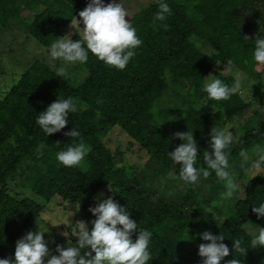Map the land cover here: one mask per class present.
Instances as JSON below:
<instances>
[{
  "label": "trees",
  "instance_id": "trees-1",
  "mask_svg": "<svg viewBox=\"0 0 264 264\" xmlns=\"http://www.w3.org/2000/svg\"><path fill=\"white\" fill-rule=\"evenodd\" d=\"M89 2L21 0L15 6L14 0H0V25L11 19L39 46L47 48ZM160 2L154 0L129 18L142 44L134 49L135 55L124 70L109 67L89 53L87 62L80 63L86 77L73 87L47 65L34 60L0 99V259L13 258L15 242L42 210L27 197L7 193V179L19 170L35 196L45 201L55 197L59 203L73 205L80 202L75 217L86 222L89 229L95 219L89 211L96 206L94 195L106 187L115 191H109L107 198L111 196L128 209L138 231L152 233V259L148 264H202L198 246L208 241L198 234L205 231L225 238L222 242L230 255L221 264L233 258L242 264H264V247L254 249L252 237L246 232V227H264V217L257 218L252 212L254 206L264 203V179L256 176L248 180L242 198L224 204L228 210L220 222L194 195L200 193L203 205L214 209L210 203L213 198L222 199L224 182L213 172L207 179L201 177L198 184L188 185L179 179V165H174L168 154L183 143L174 133L193 132L198 146L196 167H207L203 157L205 151H212L211 129L216 127L209 110L220 109L225 122L244 113L247 104L239 93L228 100H209L203 91L204 80L217 63H229L248 78L259 77L253 52L256 38H264L257 32L264 28V0H162L171 14L156 21ZM24 10L32 12L31 21L19 19ZM71 39L81 38L74 35ZM204 47L210 53H204ZM213 79L228 86L234 82L232 76L219 71L213 73ZM164 90L180 100L182 109L175 110L178 117L159 126L152 107ZM70 97L87 104V110L70 113L68 125L47 136L36 123L39 114L56 100ZM259 105L264 110V99ZM244 126L247 128L242 138L228 149L229 171L237 177L248 167L237 165L241 151L251 152L264 129V124L253 118ZM73 127L81 133L76 139L64 135ZM113 127L144 151L147 159L140 170L118 166L104 145L103 138ZM81 139L91 149L84 161L77 167L61 165L57 153ZM167 174L183 184L186 192L158 191L155 182ZM137 234H133V240ZM236 239L248 248L244 257L234 250L231 254ZM64 242V238L55 237L50 253L55 255L56 246Z\"/></svg>",
  "mask_w": 264,
  "mask_h": 264
},
{
  "label": "clouds",
  "instance_id": "clouds-1",
  "mask_svg": "<svg viewBox=\"0 0 264 264\" xmlns=\"http://www.w3.org/2000/svg\"><path fill=\"white\" fill-rule=\"evenodd\" d=\"M170 14L169 5L161 0L154 20L163 21ZM78 15L79 20L75 18V24L78 26L83 24V28H80L82 38L73 40L70 38L71 33L60 37L50 47V58L60 60L64 65H75L86 63L91 53L105 65L124 70L135 55L134 49L138 48L142 41L129 22L128 12L123 4L118 0H111L107 4L103 0H90ZM245 38L249 39L247 36ZM253 59L257 64L264 65V38H256ZM65 75L66 68L61 66L56 76L62 78ZM245 79V75L237 71L234 73V82L231 86L220 79H213L205 83L203 91L207 93L209 100H228L233 94L240 92ZM87 108V104L81 105L71 97L56 100L39 114L36 123L49 136L60 132L68 125L70 113H75L78 109L84 111ZM99 115L100 113L97 112V116ZM64 135L76 139L81 136V133L73 127ZM174 136L183 141L168 153L173 164L179 165V179L188 185H196L201 177L207 179L214 172L215 176L224 182L225 191L221 194V198H232L234 192L241 187L229 171L228 149L234 142L233 133L216 127L211 129L212 151L204 153L203 159L207 167L199 168L196 167L198 146L193 138V132H176ZM90 150V147L86 146L81 139L74 146L59 151L56 158L65 167H77L84 161ZM240 155L247 163L249 160L247 153L241 151ZM256 155L258 158L252 167L259 169L264 164V152L258 150ZM108 190L115 192L109 187ZM100 196H103V193ZM94 199L98 198L94 197ZM74 208L79 212L80 202ZM89 211L95 217L91 221V230L86 222L77 221L75 236L78 239L75 246L71 243L67 247L57 245L55 251L58 255H52L44 239L45 232L29 231L16 241L14 258L0 259V264H148V261L152 259L149 251L152 233L148 230L138 231V224L130 219L126 207L120 206L109 196L95 207H90ZM252 212L257 215V218L264 217V203L258 207L254 206ZM134 233L138 234L133 240ZM198 235L202 240L208 241L198 246V255L202 258V264H221V261L230 255V249L222 242L225 239L222 235H213L209 231ZM249 235L252 236L251 245L254 249L264 246V227H259L258 234L250 232ZM86 248L89 250L81 254V250ZM246 249L248 248L242 246L241 240L236 239L233 241L231 254L234 250L244 257ZM46 257L48 259L45 262ZM227 264H242V261L233 258L227 261Z\"/></svg>",
  "mask_w": 264,
  "mask_h": 264
},
{
  "label": "rangeland",
  "instance_id": "rangeland-1",
  "mask_svg": "<svg viewBox=\"0 0 264 264\" xmlns=\"http://www.w3.org/2000/svg\"><path fill=\"white\" fill-rule=\"evenodd\" d=\"M20 2L21 0H14L15 6H19ZM103 2L107 4L111 2V0H103ZM118 2H121L127 10L129 19L139 10H142L148 5L154 3V0H118ZM32 15V12L24 10L19 13L18 17L21 20L31 21ZM75 18L79 20V15L77 14L71 20L64 32L55 41L60 39L62 36L68 35L69 33H71L70 38L74 35H78L82 38L80 28H83V24L81 23L79 26L76 25ZM257 32L263 36L264 28H260ZM51 45L47 48L39 46L28 36L26 31L17 22L11 19H9L5 25H0V99L16 82L20 74L34 60H38L39 62L47 65L55 73H57V70L61 66H64L66 68V75L62 77V79L73 87L78 86L83 81L86 77V71L83 66H81L80 63L75 65H64L60 60H52L49 54ZM202 51L206 54L210 53V49L207 47L202 48ZM254 70L259 73V77L255 79L245 76L246 79L244 80L242 88L239 92V95L247 104L244 113L240 117L235 118L231 122H225L220 109L213 107L209 110L212 123L219 129L231 131L235 142H238L242 138V133L247 128L244 125L250 118L264 124V110L259 105V102L264 99V65L256 64ZM215 71L221 72L224 76L230 75L234 78V73L239 70L229 63H224L222 65L215 64L205 77L204 83L211 82ZM200 105L202 104H199L198 106ZM179 109H182L180 100L174 98L169 90H164L152 107L153 118L157 124L160 125L162 123L161 125H165L168 121H170V119L179 116L175 111ZM103 142L104 145L113 153L115 162L118 166L132 168L134 170H140L143 167L147 159L144 151L139 149L136 144L130 143V140L121 130H119L118 127H113L103 138ZM258 150L260 152H264V129L260 132L259 139L254 145L253 150L251 152H247L249 157L247 163L243 161L242 157H240L237 162V165L248 164V167L242 170L241 177H237L235 172L231 171L235 182L238 185H241V187L234 192L232 198L221 200L213 198L210 204L215 208L209 209L208 206L207 209L206 205H203L202 195L200 193L194 195L201 203L202 207L210 213L212 218L220 222L224 219L223 212L228 210V207L226 206L231 205L235 199L242 198L243 189L248 180L256 176H261L264 179V164H262L259 169L252 167V164L258 158L256 155ZM155 184L158 191L162 194H169L170 192L175 191L186 192L187 190V188L174 176H172V174H167L165 177L158 178ZM6 189L7 193L11 196L19 198L27 197L42 206V210L38 218L35 220L33 225L19 237V239H21L29 231L34 232L38 230L45 232L44 239L47 242L48 248L53 244L55 237L64 238L65 242L61 245L62 247H67L70 243L72 246L76 245L78 239V237L75 236L77 231L76 225L79 220L75 217V205L67 202L59 203L55 197L45 201L43 198L35 196L30 191L28 185H26L24 175L19 170L7 179ZM108 192V187H106L95 194L94 197L98 198L94 199L93 197L95 205L103 199H107ZM101 193H103V196H100ZM224 204L226 206H224ZM217 210L219 213L216 212ZM258 229V227L250 226L246 227V232L248 234L250 232L258 234ZM88 250L89 249L87 248L82 249L81 254ZM55 255H58V253ZM47 259L48 257L45 258V262Z\"/></svg>",
  "mask_w": 264,
  "mask_h": 264
}]
</instances>
